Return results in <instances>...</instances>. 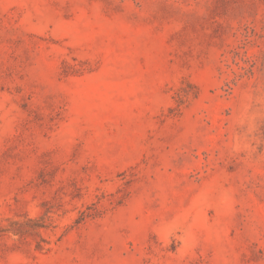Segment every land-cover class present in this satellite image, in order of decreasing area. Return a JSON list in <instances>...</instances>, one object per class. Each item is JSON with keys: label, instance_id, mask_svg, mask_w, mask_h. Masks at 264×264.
Masks as SVG:
<instances>
[{"label": "rangeland", "instance_id": "374dc122", "mask_svg": "<svg viewBox=\"0 0 264 264\" xmlns=\"http://www.w3.org/2000/svg\"><path fill=\"white\" fill-rule=\"evenodd\" d=\"M0 264H264V0H0Z\"/></svg>", "mask_w": 264, "mask_h": 264}]
</instances>
